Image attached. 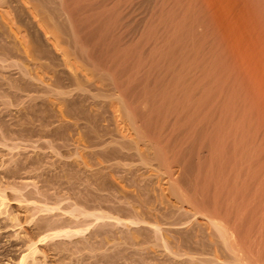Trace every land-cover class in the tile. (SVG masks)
<instances>
[{
    "label": "rangeland",
    "instance_id": "374dc122",
    "mask_svg": "<svg viewBox=\"0 0 264 264\" xmlns=\"http://www.w3.org/2000/svg\"><path fill=\"white\" fill-rule=\"evenodd\" d=\"M107 1H109L107 2L108 4L106 1L102 3V0H96V2H99V4L97 3L98 7L94 8L96 6L95 3V6L92 8L93 10L90 9V11H93H91V13L88 11L89 9H83L81 14L84 11L86 12L85 15L83 13L82 16H86L87 13L89 15L90 13L93 16L91 18L87 15L88 18L86 17V21L93 23V19L95 18L94 20L97 26L95 22L93 24H95L96 27H98V25H101L100 27L106 26L105 28H109V31L114 33H112L113 36L116 35L114 41L117 39L121 41H117L116 44L119 50L122 49V52L124 53L125 51V54L128 55L129 82L132 79L130 83L128 82V90H131V94L128 93V97L131 96L129 97L130 104L135 103L134 107L132 105L133 109L139 108L142 105L141 108L137 110L140 111L146 104L149 105V100L147 101L146 99L151 100V98L147 97L157 92L159 94V102L155 104L158 105V108L161 107L158 112H161V109H164L162 106L166 104L164 105L165 110L160 113V120L162 119V121H165V119L163 120L164 117L167 118L166 120L173 117V121L171 119L168 120L169 124L166 123L167 127L170 129L171 124L174 122V117L177 116V119H175V126L176 124L178 126H176V128L174 123L172 126L176 128L178 133L175 132L176 134L174 133L172 135L173 138L171 137L170 139L172 140L177 137V142L178 139H180V146L179 144L177 145L176 142L173 144L175 140L168 142V138L171 135H167L168 138L167 136H162L161 139H166L162 142V140L158 138V141L160 140L161 145L165 142V146L162 145V150L164 151L160 150L161 152H158V155V153L156 154L159 150L157 145L159 147H161V145L156 143L152 148L151 145H148V143L150 144L148 141L151 139V134L149 137L146 136L144 140H141L142 142H140V140H135V130H137L135 128L139 126L138 129H143L140 122L132 125L128 115H126L127 118L125 116L126 111H123L124 113L122 112V106L119 103L120 101H118L120 99L117 98L119 96H113V102L110 103L111 97L108 95L109 93L106 95L101 93L107 92L104 91L106 90L104 87H108L106 86L107 83L105 85L102 84L103 87L100 83L104 81L99 82L100 79L98 83L96 80L99 78H94L92 76L94 75L92 74L94 71H89L92 70V68L87 69V67L81 63V60L74 59L77 54L75 55L73 53L74 50L71 48L72 44L70 45L72 35L70 33L68 37L70 32L69 22L67 21L68 18L62 14L60 0H0V35L2 36H0V89H2L0 90V264H20L23 258L24 262L22 264H238L239 262L237 260L234 262L235 255L231 254V250L224 244L222 241L223 239H221L222 237H219L221 235L218 230H216L212 222L204 216V213L208 209L204 208V206L206 205L212 208L213 202L211 201L212 196L210 197V193H213V196L214 192L216 194L221 193V196L222 194L224 196H222L223 198L220 194H218L220 199L217 198L218 196L216 197L218 199V207L220 208V205H222V208H230L231 210H229L233 213L232 218L234 216L235 218H233V220H235L239 213L237 215V212L233 210L239 202L241 204L243 201L244 205H241L244 207L238 205L239 208L241 207L243 210L238 208L240 212L242 210V214L237 218L243 219L241 223L242 227H244L242 228L243 231L247 230L246 227L249 226L250 231L249 229L248 231L249 233L252 232L249 234L245 231L248 237L242 234L240 239L245 240L246 238L247 241L245 242L247 246L245 245V249L250 246L251 249H247L253 253H255L257 249L258 252L261 251L264 244V230L262 232L261 228L258 227H264V225L262 226L264 222V214L262 213L264 212V194H262V197H259L260 194L264 192V183L263 185L261 183V181L264 182V27L261 25L242 23L229 27H218L208 24L207 22L206 24L201 20L200 23H198L199 19L193 18L196 15L194 11H192L193 7L191 8V0ZM119 2L121 3L119 4ZM105 3L107 4L106 6ZM109 3L110 6L107 7ZM102 4L103 6L101 7L104 8L99 6ZM116 4L117 7H114ZM34 5H40V10L45 12L43 13L38 10L41 14H51V22L62 28L64 32V34L61 35L62 40L69 39L70 43H67L68 40L64 43L62 41V45L59 46L61 49L57 48L56 50L55 43L51 40H46L44 31H41V27L39 26V28V23H37L41 14L38 15L39 13H37L39 17H36V11L32 8ZM107 8H110V10ZM95 9H97V12L99 10V12L97 13L94 11ZM257 14H260V12L258 11ZM83 18L85 19V17ZM83 18L82 22L84 21L83 23L85 24ZM196 20L197 22H195ZM99 21L101 24L98 23ZM201 22L203 24H201ZM111 24H113V26ZM32 25L34 26V30L32 29ZM9 26H13L15 30L20 29L17 30L20 31L19 33L17 32V37L19 38L14 37L15 35L12 34L13 32L10 33ZM84 26H86V24ZM228 28L231 30H228ZM227 30L230 32H227ZM84 35L87 36V34ZM173 44H178L177 47L180 45L178 48L179 50L176 46H173ZM25 45L28 46L27 51H32L31 53L28 52V57L27 52L24 51L26 50L24 48ZM169 45L173 46L171 47L173 48L172 52H170L172 49H170ZM181 45H184L183 49L185 47L187 49L183 51L184 54H182L181 50L183 49ZM29 48L34 49L30 50ZM39 48L41 50H39ZM153 48H156V50ZM150 49L154 52H151L152 50ZM157 49L159 51L156 52V55L155 51H157ZM37 50L45 52L44 61L38 58L39 61L36 60L37 62H35L37 57H35V59L32 58L33 55L38 52ZM164 50L168 51V54L175 51L177 54H174V52L173 55L178 56L179 60L185 61V57V59H188V65L190 62L192 63L193 69H195H191L190 71L191 75L189 82V91L191 89L192 94L190 100H192V102L184 101L186 98L183 99L182 97L183 94L185 95V90L182 91L183 87L185 89L188 87L184 79L182 81V79L179 78L178 82H182H179L181 83L179 86L180 88H176L179 93L176 91L175 94L177 93V97L174 98L172 95L170 96L173 92L170 91L173 88L171 84L176 83L170 80V77L173 75L170 73L167 75L166 71V73H164V71L161 72L163 75L161 73L158 74L160 76L157 75L159 78L156 77V74L155 76L152 75L154 72V65L161 62L163 56L162 52H164V57H166L165 54L167 55ZM62 51L70 54L73 53V59H71L74 61L72 62L74 63L76 60V62H80V65H82V69L79 68L81 72L78 70V76L80 73L84 74V76L82 74L83 77H79L80 81L82 78V81L86 82L87 80L84 79L86 76L85 73L88 72L89 74V72H91L90 76L92 78L90 76L86 77L91 80V83L87 84L88 81H90L88 80L87 83H84V85L82 84L84 87L86 86L85 89H81L82 91L74 85L73 87L70 86L69 89L67 87L58 88L55 85V80L62 84L69 83L72 85V83H74H70L71 80L73 81L70 77L71 73H69L70 76L68 74L70 69H66V66H63V61L61 62L60 58H62V54L64 53H62ZM30 54L32 56H29ZM160 54H162V56ZM181 54L184 56L182 59ZM171 55L172 54H170V56ZM168 56L169 55H167L166 58L163 57L164 61L176 59L178 63L180 62L177 57L173 58L171 56L170 59V56ZM29 58L30 61H33L32 63L29 61ZM50 59L53 61V64L55 63L54 65L49 62ZM157 59L160 61L157 62ZM26 62L27 65L25 64ZM47 62L54 67L57 65L56 63H58L60 67H56L57 72L55 69H51L52 66L47 70L42 67L41 69H43V72L40 67H37L41 70H39L41 73L38 72V69L36 70L33 68L36 64L42 63L44 65V63L47 64ZM78 64L79 63H77V65ZM28 65L31 67H28ZM178 66L179 65H177V67ZM140 67L141 69L143 68L141 72L139 71ZM44 70L47 74L46 72L44 73ZM52 70H54V72L50 73ZM142 71L144 74L149 72L152 76L150 77L149 74L143 76L144 74H142ZM26 72H32L31 74L34 79L31 77L30 73V75L28 74L27 76ZM34 72L43 78L34 77V75H36ZM136 72L141 75L135 77L137 74ZM42 73L44 74L42 75ZM147 75H149L148 77L151 79L148 83L152 85H150V87L146 86L148 85L146 81L149 80H147ZM132 77L135 78L133 79ZM140 77L142 79H140ZM40 79H43L42 82ZM93 79H95L96 82ZM138 79H140V81ZM144 82L146 85H144ZM101 86L103 90L100 89ZM142 87L144 89L149 87V91L150 88H157L155 90L152 89V92H148V94L151 93L148 96L146 93L144 94L145 90L147 92L148 89L144 90ZM26 88H28V90L31 88L30 92L25 91ZM130 88L135 89L132 90ZM141 89H143V92ZM179 89L182 92H180ZM166 91H169L168 95L174 100L173 103L175 106L173 103L170 105L172 102L171 99L169 100L166 98L162 100L164 98L161 97L165 96L164 93ZM134 92H137V94ZM139 92L140 95L138 94ZM141 92L143 94H141ZM112 94L114 95L115 93ZM112 94L110 95L112 96ZM179 94L180 99H178ZM141 95H144V103L147 101L146 104L143 103V97ZM133 97L134 100L131 99ZM140 97L141 101L139 100ZM181 99H183L182 102ZM131 101H133V103H131ZM138 101L141 103L140 106L137 104ZM176 101L178 105H176ZM150 103H152V101ZM181 103H184L185 109L188 110H183L184 107L181 106ZM152 104H150V106ZM169 105L171 109H168ZM166 106L168 107V111ZM175 107H178V110L179 108H183L181 110L184 112L181 113L182 111H178ZM149 108L148 106V109ZM123 109L126 110L125 108ZM174 109L175 113L178 114V112H180L181 114H179L181 116L179 114H175V116L168 113L171 110V114H174ZM163 112H165V114H163ZM121 113L124 117L123 115L120 117ZM167 113L170 116L166 115ZM178 116L181 117V119L178 118ZM122 119H124V121ZM158 123H160V121H158ZM160 124H156V130L162 127V124ZM233 126L238 129H233ZM231 129L235 131L233 132ZM230 130L235 135L232 134ZM225 131L228 135H225ZM229 132L231 134H229ZM234 136L236 138L238 137L237 139L241 141L244 140L242 143H245V145H247L246 142L251 143L247 145L244 151L245 154L243 153V155L239 156L241 150L235 152V154H238L237 157L239 156V158H241V164L240 159L238 158L236 160L235 157H233L235 154H232L231 147L233 143L231 144V141ZM229 137H231L230 143L227 142L229 141ZM254 139L255 141L257 139L256 143L254 141L257 145V147L255 145L256 148L253 146ZM26 140L30 141L27 142ZM215 141L223 142L221 146L224 147L225 144L226 147L224 148H228L230 145V150L229 148L226 149L225 154L223 155V153H221L222 156L218 158L217 154L213 152V149L217 148L216 146H219L221 142L216 143ZM167 142L168 146L170 145L169 148L171 151H167L169 148H164L167 147ZM170 142H172L175 147L177 145V148H174V146L171 148L172 144ZM248 146H252L250 147L251 149ZM261 148H263V150ZM174 149L176 150L174 151ZM208 150L213 153L211 154ZM227 150L229 151L227 152ZM249 159L253 161L250 163ZM163 164L165 165L163 166ZM235 164L237 166H235ZM248 166H250L252 172L249 171L247 174L246 172L249 170ZM253 168L257 173L253 172ZM256 168L260 171H256ZM240 169H242L243 172ZM237 170L241 171V173H236ZM222 172L224 174H222L224 180L227 179L225 177L228 175L229 182L228 179L224 181L218 177ZM260 172L261 174H259ZM205 174L207 178L209 175L213 174L214 177L210 176V178L212 177L215 183L212 182V178L211 180L208 178L207 181ZM229 174L231 176H229ZM239 174L240 177H238ZM252 174L253 176L255 174L259 175L254 177L249 176ZM197 175L200 177L199 179ZM202 175H205V180ZM260 175H262L263 178H261ZM216 176L219 179H215ZM234 176H236L239 186L244 185L242 184L244 181L241 182L242 178L245 180L244 178L249 176L245 185L247 183V187L249 186L248 188L250 189H246H248V191H253L256 185L258 186L255 189L256 192H244L246 189L244 190L245 186H243L241 187V192L243 193H239L240 187L239 189L237 188L238 183L237 186H235L236 180ZM229 177L231 180L234 178L235 181H231ZM237 177L240 178V181ZM255 177L259 178L255 179ZM249 178H253V180L251 179L249 181ZM219 180L223 182H220L221 185L217 186ZM257 180L261 181L257 184ZM175 181H177L181 187L183 186L185 191L187 190L190 193L191 198H186V200L183 201V197L180 199L181 196L179 198L177 193H175L177 196L173 194L174 187H172V184L173 182L175 183ZM197 181L200 184L197 185ZM200 181L202 183L204 181L203 186L205 188L203 190L205 193H209L208 197L207 195L205 196V203H201L200 199L192 196L196 188L199 192L201 191L202 183ZM206 181L207 183H205ZM232 182L234 184H232ZM224 184L228 190L229 188L232 189L230 187L231 184L238 190L233 187V189H235L233 191L234 193L232 192L233 189L231 192L229 190L230 194L227 191V196L223 190H227L223 187ZM227 184L229 186H227ZM193 185L196 187L194 188ZM214 186L220 188H217L219 192L213 189ZM198 187H200V189ZM260 187H262V189ZM257 188H260L259 190L261 191H257ZM254 192L256 194L259 192V196L256 197ZM237 193L240 194L239 197H237ZM245 193L248 194L243 198L241 194ZM235 194L237 199L235 198ZM249 196L251 197L249 198ZM254 196L255 200L259 201L260 199V204L258 201L253 203ZM241 197L242 199L249 198V200L246 201L245 199L244 201ZM233 198H235V200ZM251 198L253 202L250 201ZM209 199H211L209 202L210 204H207L206 202H208ZM226 199H228L229 202L232 199L234 201L232 200L233 203H227L228 200ZM239 199L241 200L238 202ZM187 200L191 201L188 202ZM214 200L215 199H213V201ZM194 201H199L201 208L197 204L198 202L195 203ZM223 201L227 204L225 203L224 205ZM246 202H249L250 206V203H253L250 209L248 205L249 210L246 208ZM235 203L237 204L235 205ZM193 204L194 206L197 204L198 209L194 207ZM203 204L204 206H202ZM254 204H256V209L253 211V208H255L253 206ZM227 205L230 206L227 207ZM192 207L199 211L201 210V213ZM233 207L234 209H232ZM245 208L250 212H247L249 215L244 210ZM258 208L261 214L258 211L255 213V210ZM202 210L205 212L202 213ZM251 210L255 215L251 213ZM243 211H245L244 214L246 213L244 215L245 219L242 218ZM218 212L220 213L221 211ZM197 213L199 214L197 215ZM234 213H236L237 216H235ZM262 214L263 217L261 219H255L256 217L262 216ZM251 215H253V218ZM249 218H252L251 222ZM254 219L255 221L252 222ZM233 220L231 223L234 222ZM260 221L263 222L261 223ZM255 223L257 225H255ZM243 224L245 226H243ZM251 226L254 229L251 230ZM232 227L235 229L233 225L231 228ZM49 228H54V230ZM258 229L262 232L263 236H261V238L263 240L259 237L261 232L258 233ZM53 233L55 235H53ZM249 235L253 236L249 238ZM45 236H47L46 240ZM243 236H245V238ZM254 236L257 237V240ZM249 239H251V243L248 241ZM253 244L255 248L254 246L252 247ZM259 253L261 255L262 251ZM263 255L264 250L261 255L264 261ZM263 261L260 263L264 264Z\"/></svg>",
    "mask_w": 264,
    "mask_h": 264
},
{
    "label": "bare ground",
    "instance_id": "6f19581e",
    "mask_svg": "<svg viewBox=\"0 0 264 264\" xmlns=\"http://www.w3.org/2000/svg\"><path fill=\"white\" fill-rule=\"evenodd\" d=\"M5 1V0H4ZM12 1V0H11ZM95 1V2H94ZM106 1V3L107 2H109V1H107V0H105ZM105 1H103L102 0V3H104ZM114 1V0H113ZM122 1V0H121ZM24 2V1H23ZM60 2H61V11H62V14L63 15H65L66 16V18H68L67 19V21L69 22V27H70V32H69V34H68V37L70 36V33H71V35H72V41H71V43H70V41H69V39H64V41L62 40V36L61 35H63L64 34V32L62 31V28H60V27H58L56 24L54 25L53 24V22H51V19H50V17H51V14H45V15H43V13H45V12H43L42 10H40V5L39 6H32V8H34V10L36 11V17H39V16H37V13H39L38 15H40L41 13V11L43 12L40 16V18L38 19L39 20V22H38V20H37V23H39V25H38V27L40 26L41 27V31H44V33H45V37H46V40L48 39V40H51L52 42H54L55 43V48H56V50H57V48H60L59 46L60 45H62V41H63V43L66 41V40H68V42L67 43H70V45L72 46L71 48H73V50H74V54L76 55L77 54V56L74 58V59H78V60H81L82 62L81 63H83V65L85 66V67H87V69L88 68H92V70H89V71H94V73H92V74H94V75H92L94 78H99V79H97L96 81L98 82V80H100L99 82H101V81H104V82H102V83H100L101 85L102 84H106V86H108V87H104L103 85V87H104V89L106 88V90H104V91H107L106 93L105 92H101V93H103V94H107V93H109L108 95L111 97L110 99H111V101H110V103L111 102H113L112 100H113V96H115V95H117V96H119V97H117V98H119L120 100H118V101H120L119 103L121 104V106H122V112L124 111H126L127 112V114H126V112H125V116L126 115H128V118H129V120H131V122H132V125L133 124H138L137 122H140V124L143 126V129H138V127L137 128H135V129H137V130H135L136 132V137H135V140H137V141H139L140 140V142H142L141 140H144L145 138H146V136H148L149 137V135H150V141H148V142H150V144L148 143V145H151V148L152 147H154L153 145H155L156 143H158V144H160L161 145V142H160V140H162V142L166 139H161L162 138V136L164 137H166L167 135L169 136V135H171V136H169V138H168V136H167V138L169 139L168 140V142L169 141H173V140H175L174 141V143L173 144H175V142H176V144L178 145L179 144V142H180V139H178V142L176 141L177 139V137L175 138V139H170L171 137H172V135L176 132V133H178L177 131H176V126H178L177 124H176V126H175V119H177L176 117V115L175 114H177V113H175V109H177L176 107H175V109H174V114H171V110L168 112V113H170V115H175L176 117H174V126L176 127V128H174L172 125H173V123L171 124V127H170V129L167 127V125H166V123L167 124H169L168 122V120H171L172 119V121H173V117L171 118V119H168V120H166L167 118H163V120L165 119V121H162V119L160 120V113L163 111V110H165V106L164 105H166V104H164L162 107H164V109H161L162 111L161 112H158L159 111V109L161 108H158V105H156L155 103L157 102H159L158 100H159V94L157 93V92H155L154 94L152 93H150V94H148V92H150L152 89L150 88V91H149V87H150V85L151 84H148L149 82H150V77L152 76V75H154L155 76V74H156V77H158L159 75L158 74H160L161 72H163L164 71V73H166L167 72V75H168V73H170L171 75H173L172 77H170L171 79V81H173V82H176L175 84L174 83H172L171 85H173L172 87V90H170V91H173L172 92V94H170V96L172 95V97H177L176 95H177V93L175 94V92L178 90V89H176V88H180L179 86H180V84L181 83H179V82H182L183 81V79H184V81H185V83H186V85H188V87H186V89L183 87V89H182V91H184L185 92V95L183 94L182 95V97H183V99L184 98H186V100H184V101H190V102H192V100H190L191 98H192V94H191V89H190V91H189V82H190V75H191V73H190V71H191V69H193V65H192V63L190 62V64L188 65V59L186 58L185 59V57L184 56H182V54H184L183 53V51L186 49V47L183 49V46L185 45V42H184V45L182 46V49L183 50H181L182 51V54H181V59L184 57V60L185 61H182V60H179L178 59V56H174L173 55V53L175 52H173V53H169L168 54V51H165L166 53H167V55H169L170 56V54H172L171 56L173 57V58H175V57H177V59L180 61L179 63L177 62V60L176 59H173V60H165L164 61V58H166L167 57V55L165 54V56L166 57H164V52H162L163 53V56H162V54H160L161 56H162V59H161V62H159V63H157V65L155 64L154 65V67H153V69H154V72L153 71H151V72H153L152 73V75L151 74H149V72L147 73L146 71V73L144 74V72L142 73V74H144L143 76H145L146 74H149L150 75V77H148L149 75H147V80L148 81H146L147 83L146 84H148V85H146L145 84V82H144V85H146V86H149L148 88H145V89H148V91L146 92V90H145V92H144V94L146 93V95H150V97H147L146 95V97L147 98H151V100L150 99H146L147 101L149 100V105L148 104H146L147 103V101L144 103V100H145V97H144V95L142 96L143 98H142V101H143V103L144 104H146V106L145 107H142V110H140V111H137V110H139L140 108H141V103H140V101H141V97L139 98V100L140 101H138V103L137 104H139V108H136V109H133V107H134V104H130V102H129V100H130V98L129 97H131V96H129L128 97V93H130L131 94V90L129 91L128 89V82H129V80H128V65H129V63H128V58H127V56L128 55H126L125 54V51H124V53L122 52V49L121 50H119L118 49V47H117V44H116V42L117 41H120V40H116V41H114V37L116 36H113L112 35V33L113 32H110L109 31V28H105L106 26H103V27H100L99 25H98V27H96L97 26V23L95 22V18L93 19V21L96 23V26H95V24H93L92 22L90 23V21L88 22V21H86V17H87V15H88V13L86 14V16H82L83 15V13H84V15H85V12L86 11H84L82 14H81V11L83 10V9H85V10H88V11H90V9H92L94 6H95V3H96V6L94 7V8H96V7H98V5H97V3L99 4V2H96V0H60ZM112 2V1H111ZM137 2V1H136ZM59 3V2H58ZM105 3V6L108 4H106ZM116 3V2H115ZM121 2H119V4H120ZM158 3V2H157ZM101 4V3H100ZM112 4V3H111ZM118 4V5H119ZM123 4V3H122ZM181 4V3H180ZM191 4H192V6H191V8L193 7V9H192V11H194V13H195V17H193V18H198L199 19V21H198V23H200V20L202 21V22H207L208 24H211V25H216V26H218V27H224V26H226V27H229V26H231V25H238V24H240V23H242V24H254V25H261L262 27H264V0H191ZM100 7L101 6H103V4L102 5H99ZM110 6V3H109V5L107 6V7H109ZM165 6V5H164ZM59 7V6H58ZM114 7H117V4H116V6H114ZM113 7V8H114ZM14 8V7H13ZM31 8V7H30ZM101 8H104V7H101ZM101 8H100V10H101ZM176 8V7H175ZM188 8V7H187ZM15 9V8H14ZM41 9H43V8H41ZM108 10H110V8H107ZM115 9V8H114ZM38 10H40V12L38 11ZM54 10V9H53ZM93 10V9H92ZM91 10V11H92ZM121 10V9H120ZM123 10H124V8H123ZM257 10V11H256ZM60 11V10H59ZM91 11H90V13H91ZM94 11H96L97 12V9H95ZM102 11H103V9H102ZM101 11V12H102ZM125 11V10H124ZM189 11V10H188ZM255 11H256V13H255ZM258 11L260 12V14H257L258 13ZM93 12V11H92ZM98 12H99V10H98ZM97 12V13H98ZM104 12V11H103ZM108 12V11H107ZM35 13V12H34ZM89 13V15L88 16H90L91 18H92V16L93 15H91ZM95 13V12H94ZM110 13H111V11H110ZM192 13V12H191ZM194 13H193V15H194ZM21 14V13H20ZM60 14V13H59ZM93 14V13H92ZM96 15H98V14H96ZM95 15V16H96ZM101 15V14H100ZM109 15V14H108ZM117 15H118V13H117ZM171 15V14H170ZM192 15V14H191ZM81 16H82V18L83 17H85V24H86V26H84L85 24L82 22V18H81ZM94 16V17H95ZM186 16V15H185ZM55 17V16H54ZM62 17V16H61ZM79 17H80V19H79ZM102 17V16H101ZM190 17V16H189ZM88 18V17H87ZM107 18V17H106ZM183 18V17H182ZM185 18V17H184ZM36 19V18H35ZM54 19V18H53ZM101 19V18H100ZM99 19V20H100ZM91 20V19H90ZM112 20V19H111ZM115 20V19H114ZM113 20V21H114ZM124 20H125V18H124ZM165 20V19H164ZM18 21V20H17ZM28 21V20H27ZM98 21V20H97ZM109 21V20H108ZM117 21H118V19H117ZM31 22V21H30ZM86 22H88V23H86ZM124 22V21H123ZM190 22V21H189ZM195 22H197V20L195 21ZM201 22V24H203ZM33 23V22H32ZM98 23H100V21L98 22ZM113 23V22H112ZM119 23V22H118ZM125 23H127V22H125ZM124 23V24H125ZM166 23H167V21H166ZM192 23V22H191ZM206 23V24H207ZM16 24V23H15ZM34 24V23H33ZM84 24V25H83ZM101 24V23H100ZM116 24V23H115ZM114 24V25H115ZM123 24V23H122ZM190 24V23H189ZM196 24V23H195ZM27 25V24H26ZM105 25V24H104ZM109 25V24H108ZM112 26H113V24H111ZM164 25V24H163ZM205 25V24H204ZM29 26H31V25H29ZM33 26V25H32ZM127 26V25H126ZM162 26V25H161ZM187 26V25H186ZM208 26V25H207ZM216 26H215V28H216ZM10 27V33H12V34H14L15 36L14 37H17L18 36V33L20 32V31H17V30H20V29H13V26H9ZM8 27V28H9ZM39 27V28H40ZM115 27V26H114ZM116 27H117V25H116ZM183 27H185V26H183ZM203 27V26H202ZM252 27V26H251ZM255 27V26H254ZM15 28V27H14ZM34 28V26L32 27V29ZM102 28V29H101ZM212 28H213V26H212ZM36 29V28H35ZM104 29V30H103ZM186 29V28H185ZM189 29V28H188ZM218 29V28H217ZM2 30V29H1ZM34 30V29H33ZM40 30V29H39ZM113 30V29H112ZM111 30V31H112ZM117 30V29H116ZM125 30V29H124ZM195 30V29H194ZM228 30H231V29H229L228 28ZM227 30V32H230V31H228ZM153 31H155V30H153ZM186 31V30H185ZM207 31V30H206ZM18 32V33H17ZM116 32V31H115ZM122 32V31H121ZM152 32V31H151ZM191 32V31H190ZM226 32V33H227ZM233 32V31H232ZM241 32V31H240ZM262 32V31H261ZM7 33V32H6ZM39 33V32H38ZM123 33V32H122ZM195 33V32H194ZM203 33V32H202ZM206 33V32H205ZM214 33V32H213ZM221 33V32H220ZM224 33V32H223ZM243 33H245V32H243ZM242 33V34H243ZM40 34V33H39ZM84 34H87V36L86 35H84ZM114 34V33H113ZM118 34V33H117ZM2 35H3V33H2ZM88 35H89V37H88ZM165 35V34H164ZM189 35V34H188ZM224 35H225V33H224ZM1 36V35H0ZM118 36V35H117ZM151 36V35H150ZM215 36V35H214ZM226 36V35H225ZM2 37V36H1ZM7 37V36H6ZM21 37V36H20ZM39 37H40V35H39ZM125 37V36H124ZM144 37H145V35H144ZM147 37V36H146ZM17 38H19V37H17ZM17 38H15V39H17ZM36 38H37V36H36ZM150 38V37H149ZM3 39V38H2ZM7 39V38H6ZM34 39H35V37H34ZM161 39V38H160ZM182 39V38H181ZM19 40V39H18ZM17 40V41H18ZM47 40V41H48ZM126 40V39H125ZM186 40H187V38H186ZM204 40V39H203ZM21 41V40H20ZM25 42H27L26 40H24ZM36 41V40H35ZM123 41V40H122ZM145 41V40H144ZM148 41H149V39H148ZM159 41V40H158ZM161 41V40H160ZM164 41V40H163ZM208 41V40H207ZM38 42V41H37ZM39 42H40V40H39ZM51 42V43H52ZM121 42V41H120ZM171 42V41H170ZM179 42V41H178ZM136 43V42H135ZM149 43H151V42H149ZM181 43V42H180ZM180 43H178V44H180ZM47 44V43H46ZM53 44V43H52ZM120 44V43H119ZM119 44H118V46H119ZM132 44V43H131ZM147 44V43H146ZM178 44H173V46H176L177 47V45ZM187 44V43H186ZM23 45V44H22ZM21 45V46H22ZM54 45V44H53ZM145 45V44H144ZM198 45V44H197ZM26 46L27 45H25V49L26 50H24L25 52H27V57H28V52L29 51H27V49H28V46H27V48H26ZM43 46V45H42ZM58 46V47H57ZM122 46V45H121ZM120 46V47H121ZM173 46H170L169 45V47H170V49H172L170 52H172L173 51V48H171V47H173ZM191 46V45H190ZM196 46V45H195ZM34 47V46H33ZM54 47V46H53ZM119 47V48H120ZM163 47V46H162ZM161 47V48H162ZM179 47H180V45H179ZM179 47H177V49L179 48ZM199 47V46H198ZM3 48V47H2ZM23 48V47H22ZM122 48V47H121ZM125 48V47H124ZM148 48V47H147ZM168 48V47H167ZM175 48V47H174ZM30 49V48H29ZM32 49H34V48H32ZM32 49H30V50H32ZM47 49V48H46ZM61 49V48H60ZM139 49V48H138ZM154 49V48H153ZM169 49V48H168ZM189 49V48H188ZM39 50H41L40 48H39ZM44 50V49H43ZM150 50H152V49H150ZM154 50H156V48L154 49ZM161 50V49H160ZM175 50H176V48H175ZM179 50V49H178ZM187 50V49H186ZM200 50V49H199ZM16 51V50H15ZM34 51H36V50H34ZM33 51V53L35 54V52ZM38 51V50H37ZM61 51V50H60ZM159 50L157 49V51H155V53L156 52H158ZM177 51V50H176ZM32 52V51H31ZM31 52H29V53H31ZM64 51H62V53H63ZM76 52V53H75ZM151 52H154L153 50L151 51ZM161 52V51H160ZM159 52V53H160ZM44 55H43V54ZM73 53H68V52H64L63 54H62V58H63V60H62V58H60L61 59V62L63 63V66H66V69H70L69 70V72H68V74L69 73H71V76H70V74H69V76L71 77V79H73V81L71 80V82L70 83H72V82H74V83H72V85L71 84H62V83H60V82H58V81H54V83H55V85L58 87V88H63V87H67L68 89H69V87L70 86H72L73 87V85L74 86H76L77 88H80V90L81 89H85V87L83 86L84 85V83H87V81L88 80H90L89 78H86V77H89L91 74V72H89V74H88V72L87 73H85L86 74V76L84 77V79L85 80H87L86 82H84V81H82V78H81V81H82V83H81V81H80V76H82V74L83 73H80V75L78 76V70H79V68L80 69H82L81 68V66L82 65H80V62H76V60H75V62H76V65H75V62L73 63L72 61H74V60H72L73 58H72V55H73ZM143 53V52H142ZM179 53H180V51H179ZM178 53V54H179ZM192 53V52H191ZM146 54V53H145ZM151 54H154V53H151ZM174 54H177L176 52L174 53ZM186 54V53H185ZM7 55V54H6ZM147 55H149V54H147ZM156 55H157V53H156ZM159 55V54H158ZM11 56V55H10ZM25 56H26V54H25ZM29 56H32L31 54L29 55ZM45 52H43V51H38L35 55H33V59H35V57H37L36 59H35V62H37L36 60H38V58H39V60H43L44 61V59H45ZM141 56H143V55H141ZM140 56V57H141ZM168 56V57H169ZM171 56L169 57L170 59H171ZM26 57V58H27ZM46 57H47V55H46ZM139 57V56H138ZM150 57V56H149ZM148 57V58H149ZM164 57V58H163ZM179 57H180V55H179ZM203 57V56H202ZM11 58V57H10ZM18 58V57H17ZM49 58V57H48ZM72 58V59H71ZM142 58V57H141ZM152 58V57H151ZM168 58V59H169ZM15 59V58H14ZM14 59H12V60H14ZM47 59V58H46ZM23 60V59H22ZM38 60V61H39ZM48 60V59H47ZM55 60V59H54ZM146 60V59H145ZM151 60V59H150ZM162 60H163V62H162ZM176 60V61H175ZM24 61H26V60H24ZM29 61H30V58H29ZM40 61V62H41ZM141 61H142V59H141ZM158 61H160V60H158L157 59V62ZM187 61V62H186ZM195 61V60H194ZM193 61V62H194ZM17 62H18V60H17ZM31 63L33 62V61H30ZM46 62V61H45ZM49 62H51V64L52 65H54L52 62V60L50 59V61ZM49 62H47V64L46 63H44V65L41 63V64H36V66H34L33 67V65H32V67L33 68H35L36 70L38 69L37 67H40V69L43 67V68H45L46 70L48 69V68H51V66L52 65H50V64H48ZM134 62V61H133ZM31 63H30V65H31ZM77 63H79L78 65H77ZM139 63V62H138ZM138 63H136V64H138ZM141 63V62H140ZM150 63V62H149ZM156 63V62H155ZM178 63V64H177ZM24 64V63H23ZM26 65H27V62L25 63ZM57 65L54 67V66H52V68L51 69H55V71H56V67H60V66H58L59 64L58 63H56ZM144 64H146V63H144ZM30 65H28V67L30 66ZM34 65H35V63H34ZM147 65V64H146ZM152 65V64H151ZM177 65H179L178 67H177ZM192 65V66H191ZM23 66V65H22ZM132 66V65H131ZM134 66V65H133ZM139 66V65H138ZM27 67V68H28ZM31 67V66H30ZM142 67V66H141ZM141 67L139 68V71L141 72V70L143 69H141ZM144 67V66H143ZM195 67V66H194ZM196 67H197V65H196ZM18 68V67H17ZM134 68V67H133ZM138 68V67H137ZM136 68V69H137ZM150 68V67H149ZM34 69V70H35ZM38 69V72H40L41 70H42V72H43V69ZM152 69V68H151ZM201 69V68H200ZM211 69V68H210ZM23 70V69H22ZM28 70V69H27ZM40 70V71H39ZM144 70H145V68H144ZM193 70H195V69H193ZM29 71H31V70H29ZM49 71H50V69H49ZM80 72H81V70H79ZM85 71H86V68H85ZM136 71V70H135ZM150 71V70H149ZM166 71V72H165ZM201 71V70H200ZM28 72V71H27ZM26 72V75L28 76V74L30 73H32V72H29V73H27ZM35 72H37V71H35ZM34 72V73H35ZM37 72V73H38ZM46 71L44 70V73H45ZM54 72V70H52V72H50V73H53ZM57 72V71H56ZM64 72H66V71H64ZM63 72V73H64ZM83 72V71H82ZM150 72V73H151ZM198 72V71H197ZM41 73V72H40ZM44 73H42V75L44 74ZM135 73V72H134ZM137 74L135 75V77L136 76H138V75H141L140 73H138V72H136ZM29 74V75H30ZM36 74V73H35ZM39 74V73H38ZM38 74H36V75H34V77H36L37 76V78H41L40 76H38ZM46 74H47V72H46ZM57 74V73H56ZM66 74V73H65ZM162 74V73H161ZM64 75V74H63ZM130 75V74H129ZM133 75V74H132ZM131 75V76H132ZM158 75V76H157ZM163 75V74H162ZM161 75V76H162ZM165 75V74H164ZM83 76H84V74H83ZM82 76V77H83ZM30 77V76H29ZM31 77H32V74H31ZM91 77V76H90ZM134 77V78H135ZM160 77V76H159ZM158 77V78H159ZM33 78V77H32ZM36 78V79H37ZM43 78V77H42ZM51 78V77H50ZM62 78V77H61ZM92 78V77H91ZM133 78V77H132ZM133 78V79H134ZM137 78H139V77H137ZM144 78V77H143ZM179 78H181L182 79V81H179L178 82V80H179ZM34 79V78H33ZM68 79V78H67ZM131 79V78H130ZM140 79H142L141 77H140ZM140 79H138L139 81H140ZM39 80V79H38ZM41 80V79H40ZM43 80V79H42ZM42 80H41V82H42ZM66 80V79H65ZM94 81H95V79H93ZM135 80H137V79H135ZM134 80V81H135ZM144 80H146V79H144ZM155 80V79H154ZM11 81V80H10ZM52 81V80H51ZM95 81V82H96ZM132 81V79L130 80V82ZM141 81H143V80H141ZM167 81V80H166ZM22 82V81H21ZM44 82V81H43ZM98 82V83H99ZM129 82V83H130ZM156 82V81H155ZM168 82H169V80H168ZM39 83V82H38ZM89 83H91V80L90 81H88V83L87 84H89ZM136 83H138V82H136ZM192 83H193V81H192ZM226 83V82H225ZM15 84V83H14ZM83 84V85H82ZM96 84V83H95ZM154 84V83H153ZM54 85V86H55ZM156 85V84H155ZM183 85H184V82H183ZM27 86V85H26ZM31 86V85H30ZM100 86V85H99ZM102 86H101V88L100 87H97V88H100V89H102ZM131 86V85H130ZM145 86V87H146ZM152 86V85H151ZM164 86V85H163ZM136 87V86H135ZM1 88V87H0ZM3 88V87H2ZM13 88V87H12ZM137 88V87H136ZM157 88V87H156ZM155 88V89H156ZM164 88V87H163ZM167 88V87H166ZM171 88V87H170ZM181 88H182V85H181ZM11 89V88H10ZM31 89V88H30ZM30 89L28 90V88H26L25 89V91H27V92H30ZM87 89H89V88H87ZM108 89V90H107ZM130 89H132V90H134L133 88H130ZM143 89H141L142 90V92H143ZM155 89H153V90H155ZM0 90H2V89H0ZM79 90V89H78ZM103 90V89H102ZM4 91V90H3ZM72 91H73V89H72ZM71 91V92H72ZM82 91V90H81ZM90 91V90H89ZM99 91V90H98ZM129 91V92H128ZM140 91V90H139ZM179 91L180 92H182L180 89H179ZM38 92V91H37ZM63 92V91H62ZM62 92H60V93H62ZM141 92V94H143ZM152 92V91H151ZM154 92V91H153ZM161 92V91H160ZM168 92L169 91H166L165 93H164V97L162 96L161 98H164V99H162V100H165L166 98H168L169 100L171 99L172 100V98L171 97H169V95H168ZM178 92V91H177ZM183 92V93H184ZM8 93V92H7ZM40 93V92H39ZM112 93H115L114 95L112 94ZM134 93H136L137 94V92H134ZM167 93V94H166ZM179 93V92H178ZM14 94V93H13ZM110 94H112V96L110 95ZM133 94V93H132ZM135 94V95H136ZM139 95H140V92L138 93ZM182 94V93H181ZM2 95V94H1ZM29 95V94H28ZM33 95V94H32ZM76 95H77V93H76ZM107 95V97L109 98V96ZM134 95V94H133ZM97 96V95H96ZM104 96V95H103ZM138 96V95H137ZM1 97V96H0ZM9 97V96H8ZM13 97V96H12ZM79 97V96H78ZM101 97V96H100ZM116 97V96H115ZM115 97H114V99H115ZM135 97V96H134ZM134 97L133 98H131V99H133L134 100ZM85 98V97H84ZM98 98V97H97ZM138 98V97H137ZM136 98V99H137ZM15 99V98H14ZM177 99V98H176ZM175 99V100H176ZM178 99H180V94H179V96H178ZM183 99H181V102H182V100ZM103 100V99H102ZM105 100V99H104ZM161 100V99H160ZM115 101V100H114ZM152 101V103H150ZM168 101V100H167ZM173 101L174 100H172V102H171V104H170V101H169V104L170 105H172V103H173ZM178 101V100H177ZM176 101V102H177ZM180 101V100H179ZM85 102V101H84ZM136 102V101H135ZM161 102H163V101H161ZM165 102V101H164ZM175 102V103H176ZM115 103V102H114ZM114 103H112V104H114ZM118 103V104H119ZM131 103H133V101H131ZM167 103V102H166ZM197 103V102H196ZM99 104V103H98ZM111 104V105H112ZM144 104H143V106H144ZM150 104H152L151 106H150ZM162 104V103H161ZM160 104V105H161ZM184 104V103H183ZM182 103H181V106H183L184 107V105H183ZM132 105H133V107H132ZM150 107L149 109H148V106ZM170 105H169V108L166 106V109L168 108V109H171L170 108ZM173 105L175 106V104L173 103ZM176 105H178V102H177V104ZM180 105V104H179ZM190 105V104H189ZM138 106V105H137ZM186 106V105H185ZM187 107H188V103H187ZM186 107V108H187ZM195 107H196V104H195ZM198 107V106H197ZM123 108H125L126 110H124ZM60 109V108H59ZM120 109V110H121ZM168 109H167V111H168ZM181 109H183V108H181ZM180 108H179V110H181ZM201 109V108H200ZM119 110V111H120ZM129 110V111H128ZM172 110H173V106H172ZM178 110V109H177ZM178 110V111H179ZM183 110H188V109H185V107H184V109ZM194 110V109H193ZM182 111V110H181ZM123 112V113H124ZM173 112V111H172ZM184 111H182L181 113H183ZM159 113V114H158ZM168 113L166 114V115H168ZM180 112H178V114H179ZM180 113V114H181ZM197 113V112H196ZM207 113V112H206ZM250 113V112H249ZM45 114V113H44ZM55 114V113H54ZM163 114H165V112H163ZM177 114V115H178ZM179 114V115H180ZM190 114V113H189ZM193 114V113H192ZM123 114L121 113L120 114V117L122 116ZM170 115H168V116H170ZM204 115V114H203ZM208 115V114H207ZM181 116V115H180ZM233 116V115H232ZM240 116V115H239ZM29 117V116H28ZM123 117H124V115H123ZM167 117V116H166ZM184 117V116H183ZM66 118V117H65ZM126 118H127V116H126ZM170 118V117H169ZM178 118H180L181 119V117H179L178 116ZM232 118V117H231ZM37 120V119H36ZM123 121H124V119H122ZM137 120H139V121H137ZM189 120V119H188ZM158 121H160V123L162 124V127H160V129H158V130H156L155 129V127L157 126L156 124H160V123H158ZM180 121V120H179ZM242 121V120H241ZM84 122V121H83ZM126 122V121H125ZM178 122V121H177ZM255 122V121H254ZM42 123V122H41ZM76 123V122H75ZM128 123V122H127ZM171 123V122H170ZM179 123V122H178ZM191 123V122H190ZM23 124V123H22ZM44 124V123H43ZM125 124V123H124ZM160 124V125H161ZM164 124V125H163ZM188 124V123H187ZM37 125V124H36ZM140 125V126H141ZM189 125V124H188ZM198 125V124H197ZM27 126V125H26ZM136 126V125H135ZM168 126H170V125H168ZM187 126V125H186ZM199 126V125H198ZM238 126V125H237ZM40 127V126H39ZM47 127V126H46ZM159 127V126H158ZM167 128V130H166V128ZM78 128V127H77ZM152 128H154V129H152ZM157 128V127H156ZM175 129V131H174V129ZM179 128H181V127H179ZM189 128V127H188ZM209 128V127H208ZM235 128V130L236 129H238V128H236V127H234L233 126V129ZM151 129H152V131H151ZM223 129V128H222ZM233 129H231L232 131H233ZM155 130H156V132H155ZM202 130V129H201ZM211 130V129H210ZM218 130V129H217ZM230 130V131H231ZM234 130V131H235ZM2 131H3V129H2ZM223 131H224V129H223ZM227 131H229V130H227ZM231 131V133L232 134H234L233 132ZM246 131V130H245ZM49 132V131H48ZM197 132V131H196ZM80 133V132H79ZM175 133V134H176ZM230 132H229V134H231ZM187 134V133H186ZM208 134V133H207ZM212 134V133H211ZM227 133H226V131H225V135H226ZM228 135V134H227ZM235 135V134H234ZM177 136V135H176ZM205 136V135H204ZM207 136H209V135H207ZM211 136V135H210ZM231 136V135H230ZM233 136V135H232ZM243 136V135H242ZM2 137V136H1ZM186 137V136H185ZM206 137V136H205ZM251 137V136H250ZM6 138V137H5ZM21 138V137H20ZM30 138V137H29ZM158 138L160 139L159 141H158ZM173 138V137H172ZM192 138V137H191ZM231 137H229V141H227V138H226V141L227 142H229L230 143V139ZM238 138V137H237ZM235 136H234V138L232 139V141H231V144H232V147H231V149H232V154H235V152H238L239 150H241L240 152H241V154L239 155V156H241V155H243V153H244V151L246 150V147H247V145L249 144H251V143H247L246 142V144L247 145H245V143H242L243 141H241L240 139H237ZM4 139V138H3ZM7 139V138H6ZM26 139H28V138H26ZM222 139H224V138H222ZM201 140V139H200ZM249 140V139H248ZM247 140V141H248ZM261 140V139H260ZM27 141V140H26ZM28 141H30V140H28ZM27 141V142H28ZM136 141V142H137ZM156 141V142H155ZM167 141V140H166ZM183 141V140H182ZM205 141V140H204ZM219 141V140H218ZM222 141H224V140H222ZM225 141V142H226ZM252 141V140H251ZM250 141V142H251ZM254 141H255V139L253 140V143H254ZM256 141H257V139H256ZM256 141H255V143H256ZM262 141V140H261ZM33 142V141H32ZM38 142V141H37ZM168 142H167V144H166V146L167 147H164V148H169L170 147V145L168 146ZM209 142V141H208ZM216 143H220V142H217V141H215ZM147 143V142H146ZM165 143V142H164ZM164 143H162V145L163 146H165L164 145ZM171 144H172V142H170ZM215 143V144H216ZM222 143V144H221ZM220 143V145L218 146L217 144V148H215V149H213L214 151V153L215 154H217V156H218V158H219V156L221 157L222 155H221V153H223V155L225 154V150L226 149H228L229 147H230V145H229V147L228 148H224V147H226L225 146V144H224V147L223 146H221V145H223V142H221ZM253 143H252V145H253ZM254 143V147H255V144ZM87 144V143H86ZM171 145V148L174 146V148H177V145H176V147H175V145ZM227 144V143H226ZM244 144V145H243ZM85 145V144H84ZM162 145H161V147H159L158 145H157V147L159 148V150L156 152V154L158 153V152H161L160 150H162ZM183 145H184V143H183ZM201 145V144H200ZM179 146H180V144H179ZM196 146V145H195ZM156 147V148H157ZM249 148L250 147H252V146H248ZM256 147H257V145H256ZM255 147V148H256ZM180 148V147H179ZM259 148H260V146H259ZM202 149V148H201ZM248 149V148H247ZM251 149V148H250ZM254 149V148H253ZM262 150H263V148H261ZM168 150H170V148L169 149H167V151ZM176 149H174V151H175ZM180 150H181V148H180ZM196 150V149H195ZM229 150H230V148H229ZM229 150H227V152L229 151ZM249 150V149H248ZM261 150V151H262ZM162 151H164V150H162ZM171 151V150H170ZM179 151V150H178ZM182 151V150H181ZM173 152V151H172ZM177 152V151H176ZM180 152V151H179ZM208 152H211V154L213 153L212 151H209L208 150ZM249 152H251V151H249ZM174 153V152H173ZM254 153V152H253ZM252 153V154H253ZM155 154V155H156ZM174 154H176V153H174ZM180 154H182V153H180ZM180 154H178V155H180ZM194 154V153H193ZM245 154V153H244ZM261 154V153H260ZM158 155H159V153H158ZM209 155V154H208ZM214 155V154H213ZM236 155V156H235ZM233 157H235V159L237 160L238 158H239V156L237 157V155L238 154H235ZM264 155V154H263ZM212 156V155H211ZM157 157H159V156H157ZM191 157V156H190ZM237 157V158H236ZM208 158V157H207ZM243 158H244V156H243ZM242 158V159H243ZM259 158V157H258ZM257 158V159H258ZM177 159H178V157H177ZM176 159V160H177ZM211 159V158H210ZM229 159V158H228ZM240 159V164H241V158H239ZM252 159V158H251ZM264 159V158H263ZM195 160V159H194ZM236 160H235V162H236ZM256 160V159H255ZM162 161V160H161ZM181 161H182V159H181ZM213 161V160H212ZM220 161V160H219ZM251 161H253V160H250L249 159V162L251 163ZM76 162V161H75ZM178 162V161H177ZM239 162V161H238ZM248 162V163H249ZM263 162H264V160H263ZM174 163V162H173ZM249 163V164H250ZM258 163V162H257ZM256 163V164H257ZM210 164V163H209ZM234 164V163H233ZM243 164V163H242ZM248 164V165H249ZM262 164V163H261ZM165 164H163V166H164ZM167 165V164H166ZM245 165V164H244ZM250 165H252V164H250ZM51 166V165H50ZM213 166V165H212ZM219 166V165H218ZM221 166H222V164H221ZM235 166H237L236 164H235ZM253 166H254V164H253ZM88 167V166H87ZM228 167V166H227ZM241 167V166H240ZM252 167V166H251ZM260 167V166H259ZM168 168V167H167ZM166 168V169H167ZM233 168V167H232ZM231 168V169H232ZM248 168H249V170H247L248 172H246L247 174L249 173V171H251L252 169H250V166H248ZM247 168V169H248ZM236 169V168H235ZM234 169V170H235ZM254 169V168H253ZM258 168H256V171H260V170H257ZM189 170V169H188ZM218 170V169H217ZM240 170H242V169H240ZM186 171H187V168H186ZM211 171H214V170H211ZM233 171V170H232ZM219 172V171H218ZM221 172V171H220ZM235 172V171H234ZM237 172H239V173H241V171H239V170H237L236 171V173ZM242 172H243V170H242ZM252 172V171H251ZM253 172H255V169L253 170ZM214 173V172H213ZM231 173H233V172H231ZM230 173V174H231ZM255 173H257V172H255ZM208 174V173H207ZM211 174V173H210ZM216 175H218L217 173H215ZM220 174V173H219ZM223 174V172L221 173V175ZM229 174V176H231ZM234 174V173H233ZM232 174V175H233ZM254 174V173H253ZM253 174L252 175H249V176H253ZM259 174H261V172L259 173ZM259 174H255L254 176H256V175H259ZM194 175V174H193ZM192 175V176H193ZM200 175V174H199ZM206 175V174H205ZM204 175V176H205ZM221 175L220 176H218V177H220L222 180H224V178H223V175H222V177H221ZM236 175V174H235ZM242 175V174H241ZM263 175H264V173H263ZM187 176V175H186ZM198 176V175H197ZM203 176V175H202ZM202 176H201V179H202ZM204 176H203V179H204ZM210 176H213L214 177V175L212 174V175H209V177L208 178H210ZM228 176V175H227ZM225 177V178H227L228 179V177ZM237 176V175H236ZM236 176H234V178H235V180H236V184H235V186H237V183H238V181H237V179H236ZM249 176H246L247 178L249 177ZM253 176V177H254ZM261 176V178H263L262 177V175H260ZM190 177V176H189ZM196 177V176H195ZM233 177V176H232ZM238 177H240V174H239V176ZM237 177V178H238ZM245 177V176H244ZM200 177L198 176V179H199ZM208 178H207V175H206V179H207V181H208ZM212 178V177H211ZM211 178H210V180H211ZM230 178V177H229ZM234 178H232V180H233V182L235 181L234 180ZM247 178H244L245 180H243V178H242V180H241V182L242 181H244L242 184H244V185H241V186H239V183H238V189H239V187H240V192L239 193H243V192H241V187H243V186H245V188H244V190L246 189V188H248L247 187V183H246V185H245V182H246V180H248ZM256 178H259V177H255V179ZM260 178V179H261ZM200 179V180H201ZM213 179V178H212ZM215 179H219V178H217V176H216V178ZM227 179H225L224 181H226ZM240 178H238V180H239ZM253 180V178H249V181L250 180ZM171 180V179H170ZM173 180V179H172ZM197 180V179H196ZM205 180V179H204ZM222 180H219V184L217 185V186H219V185H221V183L223 182ZM230 180H231V178H230ZM231 180V181H232ZM262 180V179H261ZM261 180H259V181H261ZM264 180V179H263ZM207 181L205 182V183H207ZM218 181V180H217ZM240 181V180H239ZM249 181H248V183H249ZM259 181L257 180V184L259 183ZM198 182V181H197ZM201 182V181H200ZM211 182V181H210ZM212 182H214V179L212 180ZM211 182V183H212ZM221 182V183H220ZM228 182H229V179H228ZM232 182V184H234ZM195 183H196V181H195ZM202 183V182H201ZM203 183H204V181H203ZM202 183V189H201V191L199 192V190H197V188H196V190L194 189L196 186H194V188L193 187H191V188H193L195 191H193V194H192V196H195V198L197 197L198 199H200V201H201V203H205V196L207 195V197H208V194L209 193H205V191L203 190L205 187L203 186L204 184ZM211 183H210V185H211ZM215 183V182H214ZM217 183V182H216ZM261 183H262V185H263V181H261ZM194 184V183H193ZM198 184H200L199 182L197 183V185ZM226 184V183H225ZM224 184V186L223 187H225L226 188V185ZM230 185V187L233 189V187L235 188V186H233V185ZM191 185H192V182H191ZM190 185V186H191ZM208 185V184H207ZM214 185V184H213ZM213 185H212V187H213ZM261 185V186H262ZM188 186H189V184H188ZM227 186H229L228 184H227ZM254 186V185H253ZM259 186H260V184H259ZM172 187H174L173 188V194L174 195H176L177 196V194L179 195V198H180V196H181V198L180 199H182V197H183V201H185L186 200V198L187 199H189V198H191V196H190V193L186 190L185 191V189L183 188V186L181 187L180 185H179V183L177 182V181H175V183L173 182V184H172ZM171 187V188H172ZM200 187H201V185H200ZM200 187H198L199 189H200ZM207 187H209V186H207ZM221 187V186H220ZM223 187H222V189H223ZM256 187H258V186H256L255 185V189H256ZM216 188V189H215ZM218 187H216V186H214V190L217 192V190L218 189H220V188H218ZM229 188V187H228ZM237 188H235V189H237ZM261 189H262V187H260ZM259 188V189H260ZM263 188H264V186H263ZM184 189V190H183ZM206 189H208V188H206ZM210 189L212 190V188L210 187ZM209 189V190H210ZM227 189V188H226ZM232 189H230L229 188V190H230V192H231V190ZM235 189H233L232 190V192L235 190ZM237 189V190H238ZM248 189H250V188H248ZM248 189H246V191H244V192H247L248 191ZM253 189V188H252ZM255 189L253 190V191H255ZM258 189V188H257ZM257 190V191H261V190ZM214 190H213V192H214ZM224 190V193H226L227 194V196H228V192H229V190L227 189L226 191H225V189H223ZM264 190V189H263ZM228 191V192H227ZM249 191H251L252 193H253V191L252 190H249ZM248 191V192H249ZM207 192V191H206ZM209 192V191H208ZM212 192V191H211ZM218 192H219V190H218ZM230 192H229V194H230ZM237 192V191H236ZM256 192V191H255ZM254 192V194H256ZM175 193H177V194H175ZM234 193V192H233ZM252 193H250V194H252ZM259 193V192H258ZM256 194V197L257 196H259V194ZM215 192H214V196H213V193L211 194L210 193V197L212 196V200L211 199H209V201L208 202H206L207 204L210 202V200L213 202V205L211 206L212 208H209L208 206H204V204L202 205V206H204V208H208L207 210H206V212L204 213L203 212V210H202V213H204L205 215V217H207L211 222H212V224H213V226H215L214 228H216V230H218V232L220 233V235L221 236H219V237H222L221 239H223L222 241L224 242V244L227 246V248L229 249V250H231V254H234L235 255V261L234 262H236V260L239 262L238 264H262V263H260V262H262L263 261V259L261 258V255H262V253H263V250H264V244H263V246H262V248H263V250H262V248H261V251H262V253H261V255H260V253L259 252H261V251H259L258 252V249L256 250L257 251V253H256V251H255V253H253V252H251L250 250H248L247 248H250L251 249V247L249 246V247H247L246 249H245V245L247 244L245 241H247L246 240V238H245V236H243L244 238H245V240L244 239H240L241 238V235L243 234V235H246V237H248V235H247V233H249V231H250V229H249V226L248 227H246L247 228V230H245V231H247V233L245 232V231H243L242 230V228H244V227H242V222H243V219H239V218H237L240 214H242L241 212H242V210H243V208H241V207H244V206H242V205H244L243 203V201H242V205L240 204V200L242 199V197H241V199H239L238 200V202L237 201H235V202H237V203H235V205H233V206H235V209H234V207L232 208V209H234L233 211L234 212H237V215H238V213H239V215L237 216L236 215V213H234L235 214V216H237L236 217V219L235 220H233V218H235L234 216H233V218H232V212L228 209V208H226V207H221L222 205H220V203H219V205H220V208L218 207V199H220L219 198V196H218V194H220V196H221V193H218V194H216V196H215ZM232 194V193H231ZM238 194V193H237ZM247 194L248 193H245V194H241V196H243V198H244V196L246 197L247 196ZM262 194H264V192H262L261 194H260V196L259 197H262ZM218 196V197H217ZM222 196H223V194H222ZM221 196V197H222ZM226 196V197H227ZM240 196V194H238V196L237 197H239ZM184 197H185V199H184ZM214 197V198H213ZM218 199H217V198ZM224 197V196H223ZM222 197V198H223ZM232 197V196H231ZM251 196H249V198H250ZM203 198V199H202ZM228 198V197H227ZM235 198H236V194H235ZM235 198H233L234 200H235ZM249 198H245L246 199V201H248L249 200ZM193 199V198H192ZM198 199H195V200H198ZM207 199V198H206ZM213 199H215L214 201H213ZM225 199V198H224ZM229 199V198H228ZM228 199H226V200H228ZM232 199V200H233ZM237 199V198H236ZM245 199H242V200H244L245 201ZM259 199V198H258ZM203 200H204V202H203ZM232 200L230 201L231 203H233L232 202ZM233 200V201H234ZM252 200V198L250 199V201ZM253 200H254V202L253 201H251V202H253V203H256L258 200H255V196H254V198H253ZM188 202L189 201H191V200H187ZM186 201V202H187ZM259 201H260V199H259ZM259 201H258V203H259ZM264 201V200H263ZM262 201V202H263ZM195 203L196 202H198L197 204L199 205V201H194ZM224 202V201H223ZM229 202V200L227 201V203ZM229 202V203H230ZM225 203L226 202H224V205H225ZM226 203V204H227ZM247 203V206H246V208H247V210H249L251 207H252V204L253 203H250L251 204V206L249 205V202H246ZM261 203V202H260ZM259 203V204H260ZM197 204H195V206H194V204H193V206L194 207H196L197 208ZM210 204V203H209ZM231 205V204H230ZM230 205H227V207H229ZM238 205H241V207L239 208V206ZM248 205L250 206L249 207V209H248ZM262 205H263V203H262ZM238 206V207H237ZM254 207L256 206V204H254L253 205ZM261 206V205H260ZM264 206V205H263ZM263 206H261V207H263ZM194 207H192V208H194ZM199 207L201 208V204L199 205ZM196 208H194V209H196ZM242 209L241 210V212L239 211V209ZM246 208L244 209L245 211H246V213L248 212L247 210H246ZM260 208V207H259ZM259 208L257 209V210H255V213H256V211H258L259 210ZM193 209V210H194ZM198 209V208H197ZM196 209V210H197ZM203 209V208H202ZM254 209H256V207L255 208H253V211H254ZM262 209V208H261ZM264 209V208H263ZM51 210H53V209H51ZM196 210H195V212H196ZM46 211V210H45ZM198 212H200L199 210H197ZM218 211H221L220 213L218 212ZM245 211H243V217L242 218H244V215L246 214H244V212ZM260 211V210H259ZM258 211V212H259ZM262 211V210H261ZM48 212V211H47ZM51 212V211H50ZM201 213V212H200ZM248 213H250V212H248ZM247 213V214H248ZM251 213H253V215H255L254 214V212H252V210H251ZM260 214H261V212H259ZM263 214H264V212H262ZM196 214V213H195ZM199 213H197V215H198ZM263 214H262V216H260V217H256L255 219H257V220H259V218L261 219L262 217H263ZM249 215V214H248ZM253 215H251V217L253 218ZM241 216V215H240ZM255 217V216H254ZM251 218V219H252ZM104 219V218H103ZM245 219V218H244ZM247 219H248V216H247ZM250 219V218H249ZM251 219L249 220L250 222H251ZM255 219L254 220H252V222L253 221H255ZM234 221V222H232L231 223V221ZM257 220H256V222H257ZM261 222V221H260ZM263 222V221H262ZM261 222V223H262ZM127 223V222H126ZM259 223V222H258ZM230 224H231V226L233 225L234 226V228L235 229H233V227L231 228V226H230ZM249 225H250V223H249ZM255 225H257L256 223H255ZM260 225V224H259ZM258 225V226H259ZM264 225V222H263V224H262V226ZM243 226H245L244 224H243ZM257 227V226H256ZM251 228V230L252 229H254V228H252V226L250 227ZM258 228H261V230H262V232H263V230H264V227H258ZM49 229H53L54 230V228H49ZM248 229H249V231H248ZM39 231V230H38ZM41 231V230H40ZM50 231H52V230H50ZM257 231H259L258 233H260L261 231H260V229H258ZM45 232V231H44ZM71 232V231H70ZM237 232V233H236ZM252 232V231H251ZM251 232L249 233V234H251ZM262 232H261V234H259L260 236V239H262L261 238V236H263L262 235ZM59 233V232H58ZM58 233H57V236H58ZM236 233V234H235ZM264 233V232H263ZM72 234V233H71ZM53 235H55L54 233H53ZM68 235V234H67ZM253 235H254V232H253ZM253 235H249V238H251ZM52 236V235H51ZM71 236V235H70ZM69 237V236H68ZM242 237V238H243ZM264 237V236H263ZM46 238H47V236H45V240H46ZM163 238V237H162ZM254 238H256V240H257V237H255L254 236ZM253 239V238H252ZM259 239V240H260ZM255 240V239H254ZM253 240V241H254ZM255 240V241H256ZM258 240V241H259ZM263 240V239H262ZM248 241H250V243H251V239H249ZM262 242V241H261ZM253 243V242H252ZM257 243V242H256ZM263 243H264V241H263ZM258 245H259V242H258ZM257 245V247L260 249V245L258 246ZM261 245H262V243H261ZM247 246V245H246ZM254 246V244L252 245V247ZM254 248H255V246H254ZM34 250V249H33ZM234 252V253H233ZM259 253V254H258ZM233 257V256H232ZM263 257H264V255H263ZM261 259H262V261H261ZM24 262V258L20 261V264H22ZM264 262V261H263Z\"/></svg>",
    "mask_w": 264,
    "mask_h": 264
}]
</instances>
